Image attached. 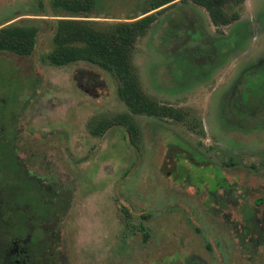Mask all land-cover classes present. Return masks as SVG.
Instances as JSON below:
<instances>
[{
	"label": "rangeland",
	"instance_id": "374dc122",
	"mask_svg": "<svg viewBox=\"0 0 264 264\" xmlns=\"http://www.w3.org/2000/svg\"><path fill=\"white\" fill-rule=\"evenodd\" d=\"M50 1L0 0V23L15 18L8 23L37 28L31 56L0 52V101L20 110L37 95L19 122L33 118L27 138L48 133V160L57 143L59 189L68 192L60 225L67 264H264V100L254 106L250 90L264 95L260 78L245 75L264 65V0L226 4L236 20L219 29L188 0L157 16L131 63L143 93L183 119L132 116L136 148L121 127L91 132L127 113L110 74L45 60ZM149 1L93 0L91 16L121 21ZM2 109L0 121L9 119ZM218 178L230 194L216 189Z\"/></svg>",
	"mask_w": 264,
	"mask_h": 264
},
{
	"label": "trees",
	"instance_id": "16d2710c",
	"mask_svg": "<svg viewBox=\"0 0 264 264\" xmlns=\"http://www.w3.org/2000/svg\"><path fill=\"white\" fill-rule=\"evenodd\" d=\"M175 1L150 0L140 16L111 23L93 20L96 18L91 16L94 9L93 0L50 1L52 11L50 17L54 19L50 20L51 48L46 53L45 60L55 67L83 62L110 74L116 81V96L127 109L126 114L98 122L91 130L93 135L98 136L111 127L118 126L124 129L128 144L136 148L137 127L132 121V116L144 115L174 122L182 121L183 113L179 110L158 104L143 93L137 71L131 63L132 52L137 40L147 33L157 16ZM185 1L187 0H178V2ZM188 1L203 8L211 25L219 29L236 20V15L225 14V5H239L244 0ZM14 19L0 23V52L29 57L34 51L37 28L17 25L13 22L8 23ZM245 75H255L260 78L259 86L262 88H258V92L264 95V65ZM250 91L251 95H254V106L263 103V96L255 95L252 93L254 91ZM234 100L236 105L240 104L239 108L243 111L241 109L243 108L242 99L237 96ZM254 109L260 110L259 107ZM215 185L218 188L224 186V183L218 178Z\"/></svg>",
	"mask_w": 264,
	"mask_h": 264
},
{
	"label": "flooded vegetation",
	"instance_id": "af4514ba",
	"mask_svg": "<svg viewBox=\"0 0 264 264\" xmlns=\"http://www.w3.org/2000/svg\"><path fill=\"white\" fill-rule=\"evenodd\" d=\"M22 81L26 82L22 87H26L27 79ZM36 96L26 99L20 110L5 107L0 101L4 115L9 113V119L0 121V264H67L60 225L61 205L68 192L59 189L54 157L57 143L53 141L52 159L48 160L42 144L48 133L39 138L32 133L33 138H27L30 132L24 127L33 118L19 122L25 114L21 109ZM19 101L16 99V103ZM36 141L41 144L33 145ZM216 189L231 193L225 185Z\"/></svg>",
	"mask_w": 264,
	"mask_h": 264
},
{
	"label": "water",
	"instance_id": "95a60500",
	"mask_svg": "<svg viewBox=\"0 0 264 264\" xmlns=\"http://www.w3.org/2000/svg\"><path fill=\"white\" fill-rule=\"evenodd\" d=\"M140 16V14H138Z\"/></svg>",
	"mask_w": 264,
	"mask_h": 264
}]
</instances>
